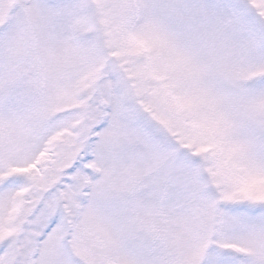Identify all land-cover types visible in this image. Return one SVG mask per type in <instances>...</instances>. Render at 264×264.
<instances>
[{
  "label": "snow or ice",
  "instance_id": "obj_1",
  "mask_svg": "<svg viewBox=\"0 0 264 264\" xmlns=\"http://www.w3.org/2000/svg\"><path fill=\"white\" fill-rule=\"evenodd\" d=\"M0 264H264V0H0Z\"/></svg>",
  "mask_w": 264,
  "mask_h": 264
}]
</instances>
